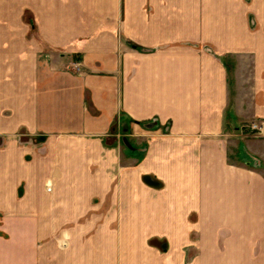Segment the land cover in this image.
Here are the masks:
<instances>
[{
	"label": "crops",
	"instance_id": "0c3cea01",
	"mask_svg": "<svg viewBox=\"0 0 264 264\" xmlns=\"http://www.w3.org/2000/svg\"><path fill=\"white\" fill-rule=\"evenodd\" d=\"M252 121L264 0H0V264H264Z\"/></svg>",
	"mask_w": 264,
	"mask_h": 264
},
{
	"label": "built area",
	"instance_id": "2783aa9c",
	"mask_svg": "<svg viewBox=\"0 0 264 264\" xmlns=\"http://www.w3.org/2000/svg\"><path fill=\"white\" fill-rule=\"evenodd\" d=\"M79 69V65L76 66ZM243 129H246L248 132L252 134H257V133H264V122H249L246 123L243 126Z\"/></svg>",
	"mask_w": 264,
	"mask_h": 264
},
{
	"label": "rangeland",
	"instance_id": "374dc122",
	"mask_svg": "<svg viewBox=\"0 0 264 264\" xmlns=\"http://www.w3.org/2000/svg\"><path fill=\"white\" fill-rule=\"evenodd\" d=\"M251 21H253L254 22L253 25H255L256 19H255V15L254 14H253V17H251Z\"/></svg>",
	"mask_w": 264,
	"mask_h": 264
},
{
	"label": "water",
	"instance_id": "95a60500",
	"mask_svg": "<svg viewBox=\"0 0 264 264\" xmlns=\"http://www.w3.org/2000/svg\"><path fill=\"white\" fill-rule=\"evenodd\" d=\"M149 126H151V125H149ZM126 141H127V139H126ZM127 143H128V145H129V142L127 141ZM148 180H150V178H147Z\"/></svg>",
	"mask_w": 264,
	"mask_h": 264
}]
</instances>
